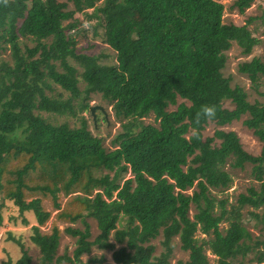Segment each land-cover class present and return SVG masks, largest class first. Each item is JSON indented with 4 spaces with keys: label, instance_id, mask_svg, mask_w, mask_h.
I'll list each match as a JSON object with an SVG mask.
<instances>
[{
    "label": "trees",
    "instance_id": "16d2710c",
    "mask_svg": "<svg viewBox=\"0 0 264 264\" xmlns=\"http://www.w3.org/2000/svg\"><path fill=\"white\" fill-rule=\"evenodd\" d=\"M252 2L234 0L229 8L243 13ZM223 11L216 0H0V50H10V61L0 62V227L5 201L17 207L23 224L24 212L32 211L37 224L30 239L41 253L38 264H169L175 237L188 253L177 264H208L205 249L217 264L264 259V239H253L239 211L264 206V149L248 152L234 130L223 128L245 115L242 123L264 142V91L263 101L251 103L222 73L232 42L247 55L260 40L248 28L251 18L242 25L224 23ZM76 12L87 28L77 27ZM68 19L73 20L64 23ZM89 30L91 39L115 52L114 62L77 51L76 37ZM20 37L33 45L22 49ZM238 70L255 84L264 76V61L252 57ZM52 84L63 92L47 94ZM94 93L120 122L113 149L90 132L82 116L79 126H70L39 113L84 112ZM201 105L214 106L215 116L197 117ZM150 114L157 125L142 121ZM210 123L216 128L204 136ZM227 163L239 169L251 164L260 181L258 190L240 193L238 206L229 209L211 191L230 181ZM47 198L58 220L83 222V228L64 229L76 238L71 256L54 255L60 233L55 224L50 233L40 228L50 215L41 204ZM87 217L97 222L93 240ZM120 218L125 222L118 228ZM159 234L163 250L155 255L151 241ZM8 238L21 254L2 263L31 264L21 241ZM93 245L112 251V261L103 255L83 261Z\"/></svg>",
    "mask_w": 264,
    "mask_h": 264
},
{
    "label": "rangeland",
    "instance_id": "374dc122",
    "mask_svg": "<svg viewBox=\"0 0 264 264\" xmlns=\"http://www.w3.org/2000/svg\"><path fill=\"white\" fill-rule=\"evenodd\" d=\"M58 1H66V0H58ZM224 4L223 11V22L224 23H234L237 25H242L249 18H251V22L248 24V28L251 30L252 34L256 36L260 42L255 45L250 54H242L240 48L235 42H232L230 48L225 52L226 53V63L224 68L222 69V73L224 76L230 77L231 86L237 85L243 88V90L247 93V99L249 102L253 103L255 101H263L261 96V92L264 91V76H259L256 80V83L253 84L251 79L246 75L241 73L238 70V66L241 62L250 60L252 57H258L262 61H264V0H253L248 8L245 9L243 13H239L236 9H230L229 6L232 4L234 0H216ZM67 10H72L73 5L71 2L67 3ZM88 11H91L89 9ZM73 18L79 20L81 23L78 24V28L81 29L86 26L88 23L85 21L83 15L79 12L74 13ZM73 19H68L64 23H68ZM91 33L86 32V34ZM77 43L76 48L77 51H85L89 54H97L102 55L100 59L104 62H114L115 61V52L110 49L107 44L102 43L99 39H91V35L88 34L86 36L83 33H80L76 37ZM23 49L25 45L32 46L33 42L28 38L20 37V44ZM1 61H10V50L7 48L6 50H0V62ZM72 64H77L70 60ZM78 67V66H77ZM80 70V68L78 67ZM80 88L83 87L82 81L79 83ZM62 89L58 85L52 84V89L47 90V94L56 96L57 93L61 92ZM63 92V91H62ZM67 96V93H64V97ZM182 99L177 98V103ZM223 104L227 107H231L232 104L228 100H224ZM99 105L103 108L106 116L104 118L99 115L98 111L95 109V119L89 110H85L84 112L72 114H50L45 111H39V113L49 122L54 124H59L62 122L68 123L70 126H79L81 123V116L85 119L87 128L93 135H97L103 138V144L109 148L113 149L114 146L111 144V140L121 130L120 122L115 119L113 115V111L111 109V105H109L105 100L101 99L100 94L94 93L91 95V99L89 101V107ZM176 107V104L170 105L168 107L169 110H172ZM245 118V115L242 116L239 120L234 121L228 126H224V129L234 130L240 138L241 144L245 150L252 154H259L262 149H264V142L260 141L257 136L252 133V130L248 129L243 123L242 120ZM144 123H150L157 125V121L154 120L153 114H150L144 118H142ZM216 127L213 124H209L203 130L204 136H211ZM224 170L229 174L230 181L224 187L211 188L212 193H214L218 198L226 199V208L229 209L231 206H238V196L240 193H246L247 189L253 187L255 189H259L260 181H257L253 174L251 173V164H245L242 169L231 167L228 163L224 166ZM126 177H129V173L127 172ZM194 188H190L187 192L191 193ZM61 195V194H60ZM64 200V198L62 199ZM63 201H61L62 203ZM42 206L50 212V215L44 225L40 226L43 232L50 233L53 224H55L59 229V236L55 240L54 247V255L59 256L64 253H68L67 255H72V249L75 246V237L67 233L64 229L67 226L79 227L83 228V222L77 220L76 222L70 224L64 221L58 220L55 217V213L58 209H55L52 206L50 199H43ZM196 211L193 205H191L190 215ZM240 218L242 219L243 225L251 232L253 239L255 237H260L264 239V206L259 208H253L251 206H241L239 208ZM4 223L2 227H0V264L8 259L15 260L20 256V248L18 244H16L13 240L9 239V234L13 237L19 239L23 246L27 249L28 253L32 257L31 264H38L39 257L41 255L39 248L31 241L30 234L32 233L31 226L37 224L36 218L32 211L24 212V216L26 217L27 223H22V215L19 214V211L15 205L10 201H5L4 208ZM85 220L90 225V240H93L98 234L97 222L94 218L87 217ZM124 219L120 218L117 223V227H122L124 223ZM227 226V221H222L219 224V229L224 232ZM196 236L203 237L204 235L197 233ZM110 241L114 242L113 234H110ZM162 235H157L151 243L154 245L155 250L154 254H158L163 250L162 246ZM172 252L169 260V264H177L178 260H187L188 253L187 251H183L180 246L177 237H175L172 242ZM119 244L116 243V248ZM263 251L264 256V248L260 247ZM205 254L208 259V264H217L215 261V255L210 252L209 249H205ZM112 251L103 250L98 248L96 245H93L90 252L84 253L82 255V260L85 261L89 258L98 257L103 255L107 261H112L111 257ZM252 253L247 256L251 257ZM60 264H69L68 262H61ZM258 264H264V259Z\"/></svg>",
    "mask_w": 264,
    "mask_h": 264
},
{
    "label": "clouds",
    "instance_id": "9594fccd",
    "mask_svg": "<svg viewBox=\"0 0 264 264\" xmlns=\"http://www.w3.org/2000/svg\"><path fill=\"white\" fill-rule=\"evenodd\" d=\"M203 115L206 118H212L215 116V108L212 105H201L200 110L197 113V117Z\"/></svg>",
    "mask_w": 264,
    "mask_h": 264
},
{
    "label": "water",
    "instance_id": "95a60500",
    "mask_svg": "<svg viewBox=\"0 0 264 264\" xmlns=\"http://www.w3.org/2000/svg\"><path fill=\"white\" fill-rule=\"evenodd\" d=\"M95 109L101 110L104 113V115L106 116V113L104 112V110H103V108L101 106H99V105L90 106L89 107V110H90V113L92 114V116H93L94 119H95V112H94Z\"/></svg>",
    "mask_w": 264,
    "mask_h": 264
}]
</instances>
